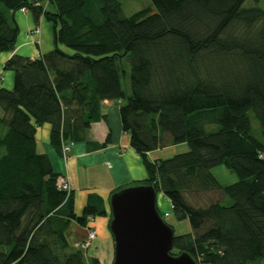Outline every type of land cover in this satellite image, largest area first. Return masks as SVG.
<instances>
[{"label":"trees","instance_id":"16d2710c","mask_svg":"<svg viewBox=\"0 0 264 264\" xmlns=\"http://www.w3.org/2000/svg\"><path fill=\"white\" fill-rule=\"evenodd\" d=\"M150 1L154 12L125 16L118 0H0V53L15 46L22 8L53 29L52 50L13 55L2 67L14 77L11 90L0 88V264H99L69 251L65 233L71 222L105 217L103 201L88 195L76 215L35 134L48 124L61 158V146L79 141L111 100L121 103L122 129L147 173L123 188L151 186L189 223L170 254L196 264L264 259V9L260 0ZM177 144L188 151L147 157ZM218 166L236 182L221 185L211 173ZM225 196L230 206L219 203Z\"/></svg>","mask_w":264,"mask_h":264},{"label":"crops","instance_id":"0c3cea01","mask_svg":"<svg viewBox=\"0 0 264 264\" xmlns=\"http://www.w3.org/2000/svg\"><path fill=\"white\" fill-rule=\"evenodd\" d=\"M15 20L19 28V34L12 51L0 53V88L11 90L13 87V73L2 70L3 64L13 55L37 59L53 48V29L50 23L40 18L36 23L30 12L17 13ZM35 27L39 28V35L32 33ZM121 103L118 101H103L100 104L102 119L94 122L77 142L72 143L70 152L65 161L61 160L57 152L49 144L50 126L44 124L37 128L36 144L40 139L42 148L52 165L53 171L68 178L70 190L73 196V208L76 215H80L90 194H95L103 201V207L107 215L105 217L88 218L86 226H79L71 222L65 236L69 246V234L74 233L73 250L87 251L81 248L86 241L88 229L95 231V239L92 242L105 239V243L112 244V238L108 229L109 197L117 188H123L135 181L146 179L147 173L141 157L130 147L129 134L122 129L119 115ZM108 139V141H107ZM37 146V145H36ZM38 149V146H37ZM38 152V151H37ZM157 150L147 154L149 160H159L152 157ZM156 207L161 215L170 214L171 205L162 197L157 199ZM95 253V251H92ZM100 259L96 254L85 259ZM113 260V259H112ZM112 264V261H111Z\"/></svg>","mask_w":264,"mask_h":264},{"label":"water","instance_id":"95a60500","mask_svg":"<svg viewBox=\"0 0 264 264\" xmlns=\"http://www.w3.org/2000/svg\"><path fill=\"white\" fill-rule=\"evenodd\" d=\"M108 203L112 264H196L186 253L170 254L173 230L159 215L151 186L123 188Z\"/></svg>","mask_w":264,"mask_h":264},{"label":"rangeland","instance_id":"374dc122","mask_svg":"<svg viewBox=\"0 0 264 264\" xmlns=\"http://www.w3.org/2000/svg\"><path fill=\"white\" fill-rule=\"evenodd\" d=\"M118 2L121 4L122 11L125 16H130L143 9H151V12L155 11L150 0H118ZM260 7L264 9V0H260ZM48 8L51 9L50 7ZM98 8H99L98 5H94L93 7V18L96 20H100V12ZM122 88L124 89L126 93L129 92V84L127 81V77L122 82ZM0 115H2L1 108H0ZM248 115L250 118L252 130L256 138L260 139V134H259L260 131H259L258 123L254 119L253 114L251 112H249ZM204 128L206 132H214L218 129V125L216 124L206 125ZM36 145L38 146V149L36 146V150L39 153L43 152L42 151L43 142L40 139L38 140ZM157 151L158 152L152 155L153 158L168 159L177 154L187 152L188 146L187 144H177V145L169 146L163 149H158ZM211 173L221 185L232 184L236 182L237 180L235 174L231 173L229 170H227L223 166H218V167L213 168L211 170ZM160 197H162L164 200H168L162 193H157V199H159ZM218 197H219V193H216L214 194L213 198L217 199ZM219 203L222 206H230L232 202L228 197L225 196L219 199ZM159 212L161 213V211ZM163 220L166 224H169L172 226L174 236H180V235L188 234L190 232V226H189L188 221L187 220L178 221L175 218V216L172 214L171 210H170V214H168V217L164 216ZM74 236H75L74 233L69 234V251L73 250L72 242H74L75 240ZM105 242H106L105 239H101V240L98 239V241H95V242L91 241L92 244L90 243L91 246L89 247L87 254H86V251L83 252L85 258L86 256L90 257L93 254H96V256H98L100 259V264H111L114 251L111 246L112 244H110L109 242L108 243H105ZM93 250L95 251V253L92 252ZM250 264H264V259L258 260Z\"/></svg>","mask_w":264,"mask_h":264},{"label":"built area","instance_id":"2783aa9c","mask_svg":"<svg viewBox=\"0 0 264 264\" xmlns=\"http://www.w3.org/2000/svg\"><path fill=\"white\" fill-rule=\"evenodd\" d=\"M27 12V10L25 8L20 9L19 13L21 14H25ZM33 34L35 35H39V28L35 27L34 30L32 31ZM72 143H65L61 146V158L63 161H65L68 157V153L70 152ZM57 188L59 190L65 191L66 193H68L70 191V186H69V182H68V178L65 175H60L57 179ZM95 231L92 229H88L87 231V238L86 241L84 243L81 244V248L82 249H86L87 246L89 245V243L95 239Z\"/></svg>","mask_w":264,"mask_h":264},{"label":"bare ground","instance_id":"6f19581e","mask_svg":"<svg viewBox=\"0 0 264 264\" xmlns=\"http://www.w3.org/2000/svg\"><path fill=\"white\" fill-rule=\"evenodd\" d=\"M72 147V146H71ZM111 217V216H110ZM111 219V218H110ZM93 230V229H92Z\"/></svg>","mask_w":264,"mask_h":264}]
</instances>
